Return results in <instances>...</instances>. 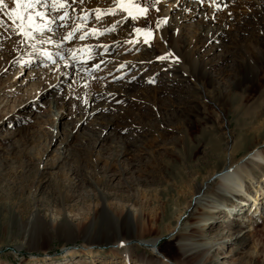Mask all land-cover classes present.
Masks as SVG:
<instances>
[{
    "label": "rangeland",
    "instance_id": "obj_1",
    "mask_svg": "<svg viewBox=\"0 0 264 264\" xmlns=\"http://www.w3.org/2000/svg\"><path fill=\"white\" fill-rule=\"evenodd\" d=\"M91 1L34 5L29 11L44 14L34 17L35 31L27 27L26 16L21 30V21L12 15L14 0L0 6V264H62L72 257L108 258L110 264H178L182 257L174 251L175 233L182 234L193 217L210 215L215 222L198 232L201 244L193 245L191 253L216 243L218 249L210 254L215 264H264V212L243 231V250H238L232 233L240 230L233 223L241 219L230 215L228 200H235V191L216 181L206 186L203 199L210 191L225 196L220 210L207 213L200 203L187 210L178 187L189 167L205 176L217 163L224 165L222 170L238 168L254 158L251 151L264 156V143L251 146L256 136H248L243 161L229 159L239 118L249 119L247 127L259 121L248 116L251 111L264 119V0L125 3L135 6L138 15L120 9L115 0L98 6ZM79 8L85 10L82 19L75 17ZM69 32L72 38L64 39ZM56 35L62 40L54 42ZM96 57L94 64L89 62ZM239 70L253 72V78L235 87ZM108 93L120 95L114 110L81 123L86 105L102 103L100 97ZM188 100L198 111L182 108ZM106 120L116 123L101 130ZM70 131L74 135L66 144ZM205 132L222 150L228 148L224 158L210 157L211 137L202 139ZM258 136L264 141V133ZM262 168L264 159L262 165L250 162L241 170L237 182L243 181L245 192L259 186ZM101 196L111 211L128 207L141 213L138 240L162 235L157 247L133 240L128 250L115 248L98 238L97 227L87 237ZM250 197L241 196L247 206ZM35 212L44 219L38 226ZM61 218L72 222L68 238L50 225ZM126 229L123 236L132 231ZM194 231L188 235L195 240Z\"/></svg>",
    "mask_w": 264,
    "mask_h": 264
},
{
    "label": "bare ground",
    "instance_id": "obj_2",
    "mask_svg": "<svg viewBox=\"0 0 264 264\" xmlns=\"http://www.w3.org/2000/svg\"><path fill=\"white\" fill-rule=\"evenodd\" d=\"M100 1H103V0H92L91 4H92V6H98L97 4ZM115 1H117V0H115ZM89 3H90V1H89ZM116 3L118 4V2H115L114 5H116ZM125 3H127V2L120 3L121 4L120 9L122 7H124L125 10L128 9L127 11L129 13H131V15H133V12H137L135 6L125 4ZM187 10L190 11L191 14H197L196 9L187 8ZM84 11H85L84 8H79V15H77L75 17L80 18V19H82L83 16L85 17V13L83 14ZM137 15H138V12H137ZM137 15H135L133 17L136 18ZM135 18H133V19H135ZM179 18L184 19L182 17H179ZM180 29H181V31H184L182 28H180ZM181 31L178 32V35L180 37H181ZM212 32H214V31H212ZM212 32H210V33H212ZM56 37L57 38L54 42L62 40V38L60 39L58 35H56ZM213 39H214V37H212V35H211L210 41H208L207 43L209 44ZM116 42L117 41H115L113 43V45ZM99 57L98 58L96 57L93 59L91 58V60L89 62L90 63L96 62L97 59H99ZM102 58H103V56H102ZM146 62H147L146 65L148 66L150 64V62H148V61H146ZM200 70L203 73H205V74H203L205 76L209 74V73H206L204 71L206 69L203 68V66L200 67ZM252 73H250V72L247 73L245 71L242 72V70L241 71L239 70L237 72L238 81L236 82L235 87H241L245 81L251 80L253 78ZM59 87H61V85H59ZM59 87H58V89H59ZM204 91L207 92L206 90H204ZM222 94H223V92H221V95ZM100 98L102 99L101 100L102 103H100L98 105H93V103L89 104L88 106L86 105V107H87L86 111L83 114V116L80 118L81 123H85L87 120L91 119L95 114L108 113L109 111L114 110L113 107L115 106L116 102L120 99V95H118L116 93H108V94L101 96ZM225 98H223V99H225ZM225 102H226V100H225ZM53 106H54V108H57L56 103ZM185 107L189 108V110L191 112L198 111V106L192 104L191 101H189V100L186 102V104H184V107H182V108H185ZM88 108H89V111H88ZM176 109L178 110V109H180V107L177 106ZM256 112L251 111L250 115H248V116H250V118L255 117V118L259 119L258 122L255 121L253 123V125H251L250 127H247V122L249 120L248 118H246V119L239 118V122L241 123L242 126L240 125L241 127L238 126L236 128V131H238V134L233 133V135L235 137L236 136L237 137L235 139L234 148H233V150L230 154V158H229L231 162H236V160H238L239 158L241 159V161H243L244 156H242V155L245 154V152L247 151V149L249 147L248 146L247 148H243V143H247V142H245L246 139H248L246 137L256 136L255 141L251 144V146L252 145L258 146L259 144L264 143L263 138L258 136V133L260 135H262L264 133V119H261L258 115H256ZM174 115H176V114H174ZM171 119H173L175 121L177 120V118L174 117L173 115H172ZM219 119L224 122L223 116L219 115ZM173 120H172V122H174ZM115 121H117V120L115 119ZM115 121L114 120H112V121L106 120L103 125L101 124V130H102V127L104 125L113 126V124L116 123ZM159 123H160V121L158 119V124ZM226 126L227 125L223 124V127H225V129H226ZM96 127L98 128V126H96ZM244 131H246L247 133H244ZM73 135H74V132L70 131L69 134L67 135L66 140H65L66 144H68L71 141ZM99 135H100V133H99ZM203 135H204V137L201 136L202 139L206 138V137H211L209 140L210 157H217L219 155H222V157L224 158L226 156V150L228 148L224 147V149L222 150L223 147L221 146V144L217 140H215V142L212 140V135H213L212 133H206L205 132ZM183 138H184V135H183ZM237 138H238V140H237ZM219 145H220V148H219ZM257 150L251 151V155L254 157L253 159H247L246 162L245 163L242 162V165L238 166V168L237 167L230 168V169L226 168V169L222 170L224 165H222L221 163L220 164L217 163L216 167H214L213 169H208L207 171L205 170L207 173L204 172L205 176H203L199 169H196L195 167H191V168L189 167L188 172L185 175L182 174L180 178L178 177L179 178L178 187L180 188L179 192H180V195L182 194V196L184 197L183 198L184 201L186 200L185 204H186L187 210H192V208L195 207L196 205L198 206L199 203L201 204L202 208H204V210H206L207 213H209V210H214V212H216V211L221 209L219 203L222 202L223 199H225V196L222 193H219L216 191H210V192H208L210 197L203 199V196H205L206 195L205 193H207L206 192V190H207L206 186H209V184H211L212 182L216 181L217 183H220V185L222 187H224L226 190L235 191V193H234L235 194L234 195L235 200H232V198H230L228 200H229L230 206H231V209L229 210L230 215L233 216L235 213L236 215L240 216V219H241V221L237 220L233 223V226L235 228L236 227L240 228V230L237 231V234L232 233V235H236V237L234 239V241H235L234 243L240 247L238 250H243V245H244V238L243 237L245 235V234L242 235L243 231L246 228H250L251 224H254L257 221H260L261 215L264 212V185L262 184L264 182V168H262V175H261L260 184H259V186L256 187L255 191L254 190L252 191V193L248 192L247 190H246V192L243 190L242 186L245 185V184H243V181L237 182L239 180V176L242 174L241 170H244L246 168V166L249 165L250 162L259 161V162H261V165H262V160L264 159V156L262 153H259ZM223 158H222V160H223ZM216 176H218V177H216ZM235 182H237V183H236V186L234 187ZM178 187H177V189H178ZM239 187H241L240 190H239ZM94 188H95V190H97L98 193L101 192L99 187L95 186ZM246 194H248L249 197L251 196L250 198L253 199L252 201L250 200L252 205L249 204L247 206L245 204L246 202H244L245 199L241 198L242 195H246ZM182 196H180V197H182ZM177 198H179V197H177ZM205 203L208 205H206ZM247 203H248V201H247ZM61 204L63 205L64 201H61ZM232 205H234V206L232 207ZM236 207H237V209L238 208L239 209L237 210ZM140 214L141 213L138 214L137 212H135V210L129 209L128 207L125 209V211H123L121 213L111 211L109 209V204L107 203V200L101 196L100 201H99L98 214H96L95 217H93L91 219L89 225L87 226V237L91 236V234L95 230L94 228L97 227L98 233L100 235L98 238L100 240H105L102 242H104L105 244L112 245L115 248L124 247V248H126V250H128L129 243H131L133 240L134 241L138 240V236L135 232V228H136V225H138V224H140V222H142V216ZM163 215H165V214L163 213ZM32 217H34L35 222L38 223L37 226L40 224V222L42 220H44L40 216L39 212H35L32 215ZM151 219H152L151 221H155L156 220L155 215L152 216ZM215 219L216 218L214 215L213 216L210 215V218H207L205 220H203V218H198L197 216L193 217L192 218L193 222L189 223L185 227V229H184L185 231L182 234L175 233L174 236L177 239L179 238L178 239L179 241L177 242L176 245L175 244L173 245L174 251L178 252L179 255H181V257H182L179 260L178 264H185L191 260H194L193 261L194 264H215L214 258L212 259V256L210 254H211V252H212L211 250L213 248H215L214 251H216L218 249L215 246L216 243H214L212 245L208 244V247L203 248L204 250H202V251H198V252L196 251V253H191L192 252L191 250L193 249L192 248L193 245L199 244V246H200V244H201L200 242H198V241H201V238H200L201 236L198 235V232H200L203 229V227L204 226L206 227L208 224H211V226H212V224L215 222L214 221ZM202 221L204 222V224L200 226L199 223ZM50 225L52 226V229L55 232H60L62 230L64 232H67V236H66L67 238H68V236H70L68 231L72 230L70 228L72 226L71 221L70 222H67V221L63 222L62 218L59 221H58V219H52V220H50ZM126 228H131L132 231H131V233L128 232L123 236L122 231L123 230L126 231L127 230ZM192 230H195L194 233H197V235H198L195 238V240L193 238L191 239V237H189V235H188L189 234L188 231H192ZM180 232H182V231H180ZM101 235H103V238H105V239H102ZM110 235H112V236L110 237ZM161 236L152 238L150 240L139 239L138 241L140 243L150 247L151 249H153V248L155 249L162 239ZM102 242L100 241L99 243H102ZM165 260L167 261V263H169L168 259H165ZM62 261H63L62 264H110L113 262L111 259L102 258V257H74V258L72 257V258H65ZM37 264H42V263H37Z\"/></svg>",
    "mask_w": 264,
    "mask_h": 264
},
{
    "label": "snow or ice",
    "instance_id": "obj_3",
    "mask_svg": "<svg viewBox=\"0 0 264 264\" xmlns=\"http://www.w3.org/2000/svg\"><path fill=\"white\" fill-rule=\"evenodd\" d=\"M46 0H14V3L17 5V9H13L12 10V15L16 18L19 19L21 21L20 27L21 30L24 29L25 25H24V20H25V16L27 17V27L28 28H33V30L35 31L36 29L33 27L34 25V17L39 16L41 18H43V13L40 12H31L29 11V9L33 8L34 5H39L41 3H45ZM67 0H52L53 5L59 4L61 7H63L66 4ZM76 0H73V3H75ZM81 3H83V0H80ZM118 3H122V2H127L130 3L131 0H117ZM158 2V0H157ZM5 4V0H0V6H3ZM23 5L24 6V10L20 11V6ZM128 10V9H126ZM131 14V13H130ZM66 15V14H65ZM135 18V17H133ZM61 20L64 19L63 16L60 17ZM41 31H43V28L40 29ZM139 31V30H137ZM26 35H31V33H25ZM73 33L69 32L67 34V36L64 37V39H71L72 38ZM85 37L81 36L80 39L83 40ZM43 42V41H42ZM47 42L51 43V39H49ZM59 46V45H57ZM48 59H52L51 55H48ZM159 59H165V57H159Z\"/></svg>",
    "mask_w": 264,
    "mask_h": 264
}]
</instances>
